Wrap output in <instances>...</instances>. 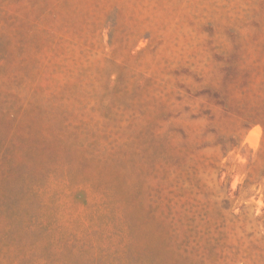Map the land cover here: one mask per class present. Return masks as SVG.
I'll return each mask as SVG.
<instances>
[{
	"label": "rangeland",
	"instance_id": "374dc122",
	"mask_svg": "<svg viewBox=\"0 0 264 264\" xmlns=\"http://www.w3.org/2000/svg\"><path fill=\"white\" fill-rule=\"evenodd\" d=\"M0 264H264V0H0Z\"/></svg>",
	"mask_w": 264,
	"mask_h": 264
}]
</instances>
